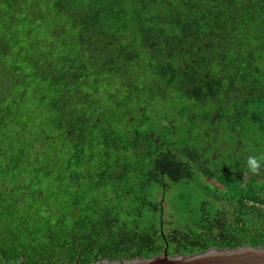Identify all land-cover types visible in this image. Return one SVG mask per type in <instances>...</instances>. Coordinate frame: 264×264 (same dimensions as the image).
<instances>
[{"label":"trees","instance_id":"1","mask_svg":"<svg viewBox=\"0 0 264 264\" xmlns=\"http://www.w3.org/2000/svg\"><path fill=\"white\" fill-rule=\"evenodd\" d=\"M261 142L264 0H0V264L264 245Z\"/></svg>","mask_w":264,"mask_h":264},{"label":"water","instance_id":"2","mask_svg":"<svg viewBox=\"0 0 264 264\" xmlns=\"http://www.w3.org/2000/svg\"><path fill=\"white\" fill-rule=\"evenodd\" d=\"M67 264H82L79 261ZM87 264H264V245L212 247L193 254L171 255L168 247L164 252L151 257H135L132 259L110 260L101 258Z\"/></svg>","mask_w":264,"mask_h":264},{"label":"rangeland","instance_id":"3","mask_svg":"<svg viewBox=\"0 0 264 264\" xmlns=\"http://www.w3.org/2000/svg\"><path fill=\"white\" fill-rule=\"evenodd\" d=\"M155 105L156 106L153 108V112L158 111L159 113H161L162 110L164 109V106L162 104H159V103H155ZM174 115L176 116V114H174ZM170 116L172 118V121L177 120L176 117H173V114H170ZM159 128H160V126H159ZM159 133H160L159 135L162 138H164L163 136H165V130L163 129ZM263 146H264V142H261V144H258L257 146H253L251 144L245 145L243 149L248 150L249 152L250 151L253 152L255 154V156H262L263 150H261V147H263ZM194 185H195V182H191L190 184H188L184 188H181L180 184H176L175 186H173L174 189H172L167 194V201L168 202H162V203H164V207H165L164 211H165V213H167V215H166L167 220L166 221L173 220V226L175 225V227L178 226V224L183 221V219H181V218L186 215V211L189 209L186 206L185 202H188L189 204L192 203L193 205L194 204L198 205L199 202H202V201H207L210 203L213 199V195H215V191L213 189L206 190L202 193L197 192V190L193 188ZM182 192H184V195L180 196V193H182ZM146 193H148V192L141 191L139 194L144 195ZM160 195L161 194H159V196ZM182 198H184V199L181 202L180 199H182ZM178 209L182 210L181 216H179L178 213L176 212L177 218H173V216L175 215V210H178ZM159 216L160 215L158 214L157 217H159ZM166 226L169 229H172L169 225H166Z\"/></svg>","mask_w":264,"mask_h":264},{"label":"clouds","instance_id":"4","mask_svg":"<svg viewBox=\"0 0 264 264\" xmlns=\"http://www.w3.org/2000/svg\"><path fill=\"white\" fill-rule=\"evenodd\" d=\"M262 162H264V156L250 155L247 159V167L250 172L255 173L260 168Z\"/></svg>","mask_w":264,"mask_h":264},{"label":"flooded vegetation","instance_id":"5","mask_svg":"<svg viewBox=\"0 0 264 264\" xmlns=\"http://www.w3.org/2000/svg\"><path fill=\"white\" fill-rule=\"evenodd\" d=\"M162 174V173H161ZM159 178L160 179H162V187H163V189H156L157 190V195L159 196V194H161L160 195V197H162V195H163V200H162V202H168L167 200H166V197H167V194L172 190L171 189V187H169V186H171L169 183H168V181L165 179V176H164V174H162V175H159Z\"/></svg>","mask_w":264,"mask_h":264}]
</instances>
